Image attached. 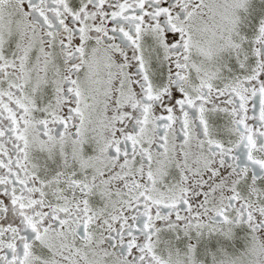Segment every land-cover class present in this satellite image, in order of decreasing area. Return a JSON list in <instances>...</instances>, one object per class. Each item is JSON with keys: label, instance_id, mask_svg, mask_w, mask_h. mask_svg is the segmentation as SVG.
Segmentation results:
<instances>
[{"label": "snow or ice", "instance_id": "obj_1", "mask_svg": "<svg viewBox=\"0 0 264 264\" xmlns=\"http://www.w3.org/2000/svg\"><path fill=\"white\" fill-rule=\"evenodd\" d=\"M0 264H264V0H0Z\"/></svg>", "mask_w": 264, "mask_h": 264}]
</instances>
